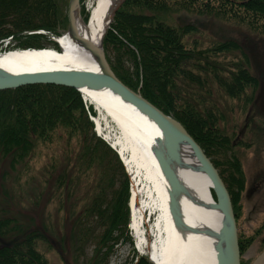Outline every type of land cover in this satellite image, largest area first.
<instances>
[{
	"label": "trees",
	"instance_id": "16d2710c",
	"mask_svg": "<svg viewBox=\"0 0 264 264\" xmlns=\"http://www.w3.org/2000/svg\"><path fill=\"white\" fill-rule=\"evenodd\" d=\"M185 11L234 17L264 33V0H125L104 36L105 56L119 80L177 119L200 145L226 185L236 219L245 177L235 145L221 127L225 119L220 99H238L258 80L249 70L247 53L233 39L214 41L207 48L189 47L185 36L196 27L168 21L172 14ZM61 13L58 0H0V40L23 33L20 48H43L40 40L46 33L36 31L61 35L67 27V17ZM53 45L59 50L56 42ZM226 55L231 56L228 61L221 59ZM56 134L64 138L68 150L78 142L77 152L67 157L73 168L67 169V163L55 180L58 196L65 193L62 203L73 199L62 238L75 264L77 257H85L89 244L93 247L83 264H104L118 238L129 236V178L121 158L95 135L75 88L29 84L0 90L2 155L22 161L37 143L54 142ZM81 190L84 194L79 195ZM212 195L215 199L213 190ZM237 237L241 253L253 237L238 233ZM38 240L47 241L39 228L23 229L15 218L0 220V264H48L37 249ZM240 263L250 264L241 259ZM131 264L153 263L136 252Z\"/></svg>",
	"mask_w": 264,
	"mask_h": 264
},
{
	"label": "rangeland",
	"instance_id": "374dc122",
	"mask_svg": "<svg viewBox=\"0 0 264 264\" xmlns=\"http://www.w3.org/2000/svg\"><path fill=\"white\" fill-rule=\"evenodd\" d=\"M68 2L69 0H58L62 16L67 17ZM79 2L81 16L83 20L85 17L87 21L96 0H79ZM168 21L173 25L192 23L196 27L194 33L185 36L184 42L188 43L189 47L197 45L198 48H207L211 45L210 43L225 39L239 42L250 59L249 70L258 80L257 86L248 88L240 98L232 99L223 96L220 99L225 119L221 127L229 136L231 144L235 145L234 151L237 155L233 153L240 159L245 177L244 189L241 191L237 206L238 217L235 220L239 235L246 238L253 237L250 246L240 253L242 262L250 263L264 248V33L249 29L244 21L240 22L234 17L221 16V14L210 16L185 11V13L172 14L168 17ZM66 29L62 31L59 28L62 34ZM36 32L46 33V39L40 40L44 45L43 48L55 49L53 41L56 42L54 40L56 34L43 29ZM31 33V31L24 32V34ZM18 36L20 38H11L7 47L1 41L4 39H1L0 52L19 49V45L25 37L23 33ZM9 37L11 36L5 39ZM230 58V55H226L221 59L228 61ZM128 64L129 62H127ZM82 100L88 118L93 124L95 135L108 143L109 141L107 142L95 130L94 116L96 112L93 106L86 104L83 98ZM59 134L54 136L52 143H37L31 154L19 162H14L10 156L0 153V220L15 218L23 229L39 228L42 230L47 241L38 240L37 249L47 259L48 264H75L74 254H72L67 240L62 238L68 231L65 218L70 211L69 207H71L73 199L65 200L66 203H62L61 197L63 194L64 200L65 193L58 196L59 191L58 193L55 191V180L59 177L60 172L58 171H64L67 163L69 164L67 169L73 168L74 163L68 162L67 157H71L69 155L72 152H77L78 142L73 141L68 150L64 138H61ZM108 144L110 145V142ZM229 152L226 154L228 155ZM124 168L129 178L128 191L130 195L132 175L125 165ZM81 194H84L83 190L80 191L79 195ZM76 209L79 208L76 207ZM144 215L147 222L144 227L145 240L151 241L152 236L148 232V226L153 223L156 216L149 210L145 211ZM129 221L127 224L129 236L121 235L118 238L104 264H131L135 259L136 252L150 259L151 252L147 247L143 250L137 248L135 237L129 228ZM92 247V244L87 246L85 257L90 256ZM85 257L83 255H80L79 259L77 257L78 264H83ZM151 262L155 264L153 261Z\"/></svg>",
	"mask_w": 264,
	"mask_h": 264
},
{
	"label": "bare ground",
	"instance_id": "6f19581e",
	"mask_svg": "<svg viewBox=\"0 0 264 264\" xmlns=\"http://www.w3.org/2000/svg\"><path fill=\"white\" fill-rule=\"evenodd\" d=\"M112 1L96 0L85 25L79 29L80 35L93 44L99 42L109 14L106 9ZM56 38L60 50L44 47L0 52V67L18 73L76 69V66L97 68L90 54L74 44L65 32ZM81 94L96 112V132L121 154L132 175L129 228L137 248L147 247L155 264H216L213 232L219 226L220 215L214 209L215 199L207 176L190 158L165 154L167 170L175 171L183 187L175 195L181 216L180 226H177L169 209L171 186L154 153V149L160 150L163 145L158 128L110 89L83 88ZM148 210L156 216L148 226L151 241L145 240L144 230L147 223L144 212Z\"/></svg>",
	"mask_w": 264,
	"mask_h": 264
},
{
	"label": "water",
	"instance_id": "95a60500",
	"mask_svg": "<svg viewBox=\"0 0 264 264\" xmlns=\"http://www.w3.org/2000/svg\"><path fill=\"white\" fill-rule=\"evenodd\" d=\"M124 1L114 0L113 3L108 4L106 13L109 14L98 44H93L87 37L80 35L79 29L81 30V27L85 25V21L81 16L79 0H69L68 2V26L65 34L74 44L90 54L97 67L95 70L79 69V66H76V69L55 68L18 73L0 67V90L13 89L29 84L64 85L73 87L80 93L83 88L90 90L110 89L122 101L132 105L144 116L148 123L154 125L160 131L163 151L162 148L160 150L154 149V153L161 172L171 186L169 209L177 226H180L181 216L175 195L181 192L183 187L175 171L172 170V173H169L167 170L165 154L167 156L178 154L181 157L190 158L197 164L196 167L207 176L215 195L214 209L220 215L219 226L213 232L216 264H241L237 226L231 197L218 170L200 145L177 119L164 113L140 93L125 85L109 66L103 49V38L116 11ZM55 41L57 42V38ZM58 47L60 49L59 44ZM250 264H264V248Z\"/></svg>",
	"mask_w": 264,
	"mask_h": 264
},
{
	"label": "built area",
	"instance_id": "2783aa9c",
	"mask_svg": "<svg viewBox=\"0 0 264 264\" xmlns=\"http://www.w3.org/2000/svg\"><path fill=\"white\" fill-rule=\"evenodd\" d=\"M8 41V40H7Z\"/></svg>",
	"mask_w": 264,
	"mask_h": 264
}]
</instances>
